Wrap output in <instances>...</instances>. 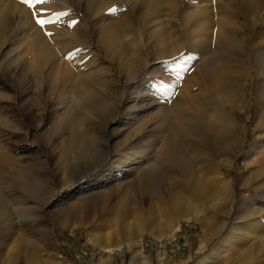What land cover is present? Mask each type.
Segmentation results:
<instances>
[{"label": "rangeland", "instance_id": "1", "mask_svg": "<svg viewBox=\"0 0 264 264\" xmlns=\"http://www.w3.org/2000/svg\"><path fill=\"white\" fill-rule=\"evenodd\" d=\"M98 1L46 0L33 9L22 0H0V17L6 25L0 39V186L11 198L6 205L7 219L0 222V264H104L109 256L101 238L106 237L112 243L123 244L122 249L110 255L109 264H194L213 252L232 229L242 191L241 176L249 169L246 159L263 130L264 72L251 70L240 103L227 106L239 121L244 139V148L234 161L221 163L223 178L234 190L231 202L224 207L214 194L195 190L187 194L206 219L204 226L196 219L181 220L180 228L170 237L166 233L170 222L161 205L155 201L143 207L133 203L139 185L122 187L116 182L109 183L108 170L117 155L128 152L130 137L137 147L148 143L152 151L160 143L159 134L162 135L164 126H160L162 130L155 128L161 119L155 115L162 107L160 97L168 91L176 94L168 86L169 78L174 77L177 91L191 90L192 94L204 95L205 86L199 88V82L187 80L195 70V60L203 58L202 52L209 51L207 56L213 58L227 52L245 65L264 56V0H252L256 5L252 9L247 7L249 0H119L120 4L112 2L97 12L91 6ZM5 6L17 10L7 12ZM113 8L115 12L110 11ZM203 9L210 15L213 26L207 34L210 40L206 41L201 39L197 27L198 14ZM34 11L43 17L59 12L66 15L54 17V23L41 27L35 21ZM224 12L234 16V23H221L220 14ZM72 21L77 23L73 25ZM107 25L120 31L116 50L107 51L101 44ZM159 30L180 40L174 54L157 44ZM223 36L232 45L221 43ZM36 40L52 45L51 53L38 51ZM136 47L140 54L134 58L136 71L127 75L123 57L132 55ZM180 58L183 66L178 67L176 62ZM81 84L93 89L100 100L119 99L116 114L112 118L93 115L90 126L83 124L86 121H77L71 94L73 86ZM140 84L143 90L138 96L135 87ZM208 90L205 95H215L216 92ZM196 100L203 103L200 97ZM78 126L82 128L80 131L75 130ZM90 142L95 151L93 157L77 155L80 146ZM197 166L205 167L206 171L205 162ZM21 172L39 178L44 192L19 201L17 197L21 195L14 190V181ZM106 181L108 185L100 186ZM168 183L167 177L156 176L147 182L142 193L150 197L156 188L165 189ZM80 187L84 190L95 187L88 195L111 191L115 199L110 205L86 210L77 206L85 202L84 194L79 195ZM245 191L255 193L253 188ZM123 200L131 208L125 216L117 218ZM226 219V225L220 229ZM140 220L143 225L139 227ZM137 226L140 244L129 248V240L137 239L133 231ZM213 231L219 233L205 240ZM226 245L223 243L207 264L233 262L247 248L240 240L233 248L226 249ZM138 249L141 256L136 252Z\"/></svg>", "mask_w": 264, "mask_h": 264}, {"label": "bare ground", "instance_id": "2", "mask_svg": "<svg viewBox=\"0 0 264 264\" xmlns=\"http://www.w3.org/2000/svg\"><path fill=\"white\" fill-rule=\"evenodd\" d=\"M118 1L119 0H99L94 6H91V8L99 12L102 9L108 8L112 2H120ZM255 6L254 1L249 0V2H247V7L249 9ZM89 7L90 4H88V8ZM5 9L7 12L8 10L11 12L17 10L14 6L13 8L6 7ZM199 12L200 14H197L200 19L198 20L197 27L201 32L200 37L205 41L210 40L207 34L213 27L212 20L210 19V15L205 12V9ZM219 20L223 25H229L234 23V16H228L224 12L220 14ZM5 26L4 18L1 16L0 39L4 35ZM104 28L101 44L107 51H111L117 47H115V44L119 40L120 31L113 25H107ZM156 32V42L161 45V49H164V51L171 50L173 52L171 54H174L180 45V40L176 39L174 36L173 38L165 35L163 31L159 30ZM40 40H36L35 42L37 50H42L44 54L51 53L52 45L50 46L48 42L45 43ZM220 40L221 43L232 45L230 43L231 40H227L224 36L220 37ZM208 52H202L204 55L203 58L195 60L197 63L195 70L190 72V77L187 79L190 82H199L201 85L199 88L205 86V89H202L204 95L192 94L191 90L189 92L183 89L177 91L178 89L174 77L169 78L168 86H171L176 94H174V96L172 92L168 91V93L165 92L166 94L160 97V99L163 100L162 107L155 114L156 116L158 115V118L159 116L161 118L159 124L155 128L162 130L161 127L164 126L162 135L160 136L159 134L161 138V141L159 140L160 143L158 142L154 145L156 147H154L152 151L148 149V143H144L141 146L138 145L137 147L136 143L133 144L134 140L132 137H130L126 147L128 152L117 155V158L113 161L111 168L108 170L110 174L107 180L110 182L106 181L105 184L100 185L104 186L108 185L107 182H116L117 186L133 187L135 184H138L140 190L133 203H138L140 207H143L146 203L151 201L160 204L163 215L168 217V221L170 222L166 229V233H168L170 237H174L175 232L180 228L181 220L196 219L203 226L206 223V219H203V215H201L202 212L198 210L199 207H197L198 205L196 202L187 196L190 190L193 192L194 190L198 192L202 191L206 195L214 194L219 197L224 207L231 202L234 190L230 183L223 178L224 172L221 169V163H232L234 161L239 152L244 148V144L242 143L244 139L242 137V128L238 123L239 121L227 110V106H236L240 103L244 95V82H246L245 80L249 76L251 70L255 69L258 73L264 72L263 55L258 58V61L246 63L245 65L242 60L234 58V55H229L227 52L223 53V55H215L214 58L207 56ZM139 56V50L136 47L132 55L130 54L123 57L125 61L122 63L125 66L127 75H131L134 73L133 71H136L137 64L135 59ZM182 57L189 60L192 59L190 56ZM132 59H134V62ZM182 60V58L177 60L176 64L178 67L183 66ZM73 87V93L71 94V102H73V105L71 104V106L76 120L86 121V123L83 124L90 126L89 121L93 115H102V118L106 115L112 118L114 114H116L120 103L119 99L112 102L100 100L101 97L86 84ZM208 89H211L213 93L216 92L215 95H205ZM142 90L143 84L136 85L135 91L138 93V96L142 93ZM106 92L107 88L104 89L103 93L105 94ZM196 97H200L203 103H198ZM80 123L81 122H79L78 125H80ZM261 126L263 130L258 134L246 159V164L249 169L247 173L241 176L240 187L242 191L238 199L232 229L229 231L228 235L223 236L222 241L215 246L213 252L202 256L194 264H207L208 260H210L214 254L218 253L223 243L227 244L225 246L226 249L229 247L233 248L237 246L238 240L245 244V246L247 245V248L241 252V254L239 253L240 255L235 261L231 262L229 260L230 262H225V264H264V123H262ZM79 129L78 126L75 130ZM76 153L80 157L91 158L95 154V151L90 142L89 144L83 143ZM201 161L206 163V171H204L205 167L202 169L200 166H197ZM169 167L175 168L169 169ZM156 176L167 177L169 179L168 187L165 189L156 188L150 197H145L142 191H144L147 182L154 179ZM131 177H133V180L127 181L126 183L124 182L125 179ZM15 179L14 190L18 195H21V197H17L19 201H21V199H28L31 196L33 197L37 195L36 193L42 194L44 192L39 178L33 173L27 174L21 172ZM10 185L9 183L8 186ZM90 186L92 187V185L89 184L88 187ZM2 188L3 187L0 186V222L7 219L8 211L6 205L9 204L11 199L7 197L8 194L5 193ZM246 188H253L255 193L246 192ZM90 189L94 190L95 187ZM90 189L84 190V187H80L79 195L84 194V199L82 200H85V202L77 206H81L88 210L92 206L101 204L110 205L113 203L115 199L113 192L98 191L94 194H86L88 191H91ZM120 208L121 210L117 213V218L125 216L131 208L130 203L123 200L120 202ZM61 213H65L64 210H61ZM40 216L41 215L38 217L40 218ZM141 221L142 220L138 223L139 227L143 225ZM226 222L227 219L220 226V229L226 225ZM139 227L133 230L137 233V239L135 241L129 240L127 243L129 248H133L136 244H140L141 235H139L140 233L138 232L140 230ZM218 233L219 231H213L207 234L205 240L210 237L212 238ZM91 235L93 239L96 240V236H93V234ZM135 236L136 235L132 234V237ZM101 240L104 252L109 256L104 259V264H109L110 255L113 251L122 249L123 244L119 241L112 243L108 237L101 238ZM136 252L140 254L139 256L142 255L141 249H138ZM224 256L225 255L222 257ZM235 256L236 255H234V257Z\"/></svg>", "mask_w": 264, "mask_h": 264}, {"label": "snow or ice", "instance_id": "3", "mask_svg": "<svg viewBox=\"0 0 264 264\" xmlns=\"http://www.w3.org/2000/svg\"><path fill=\"white\" fill-rule=\"evenodd\" d=\"M23 3L27 4L30 8L35 9L37 5H41L44 4L46 2V0H22ZM47 11V10H44ZM111 12H115L116 9H110ZM66 15V13L64 12H59V13H53L52 16H48V17H43V16H39L36 14V12H33V16L35 17V21L37 24H39L41 27L50 24V23H54V17L56 19H58L61 16ZM77 23V21H72V24L75 25ZM49 35H51V33H49Z\"/></svg>", "mask_w": 264, "mask_h": 264}]
</instances>
